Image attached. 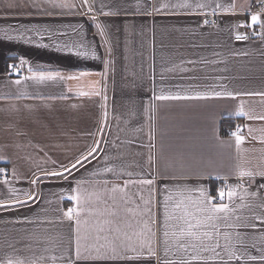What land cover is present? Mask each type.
Returning a JSON list of instances; mask_svg holds the SVG:
<instances>
[{
    "label": "crops",
    "instance_id": "obj_1",
    "mask_svg": "<svg viewBox=\"0 0 264 264\" xmlns=\"http://www.w3.org/2000/svg\"><path fill=\"white\" fill-rule=\"evenodd\" d=\"M9 2L0 0V264H264V120L254 118L264 116V2ZM10 62L31 71L7 76ZM224 119L240 126V144ZM218 189L230 211L197 230L211 238L182 236V208L195 213ZM77 194L88 205L79 225L63 215ZM78 235L119 247L77 259Z\"/></svg>",
    "mask_w": 264,
    "mask_h": 264
},
{
    "label": "snow or ice",
    "instance_id": "obj_2",
    "mask_svg": "<svg viewBox=\"0 0 264 264\" xmlns=\"http://www.w3.org/2000/svg\"><path fill=\"white\" fill-rule=\"evenodd\" d=\"M262 2H264V0H262ZM84 3H87V0H84ZM8 7H17L18 5L14 2V0H11V2L8 3L7 5ZM202 7V5H199ZM218 7H222V5H217ZM234 7V5H233ZM251 20L252 22H256L258 20V14H253L251 16ZM205 23H208V21H205ZM237 40H241L244 39V37L237 35L236 37ZM31 71V69H29ZM39 78L41 80L48 78L51 79V75L49 74V76L45 77L44 73H40ZM17 83H19V81H17ZM83 94V93H82ZM216 95H220L219 93H216ZM228 95H231V93H228ZM249 95H252V93H249ZM258 95H262L264 96V93H258ZM169 97H165V96H161L159 97V99L163 100V99H168ZM254 118H258V119H262L264 120V116L262 117H254ZM233 136H235L236 139V143L240 144L243 141V137L240 135H237L235 132L232 133ZM98 150V147H94L91 149V151L88 153V156H82L80 159L76 160V163L74 165L71 166L72 169H75L77 165H80L82 161L87 160L88 157L93 156L94 153H96ZM71 169L69 168H65L63 170V172H59V173H49L48 175H52V176H64L65 173L70 172ZM258 175L264 176V172L258 173ZM67 178V177H65ZM36 181H33V183H35ZM142 183L147 184V185H151L152 181L150 180H146L143 181ZM264 187V186H262ZM118 188V185H113L112 186V191L115 192ZM73 192H78V189H73ZM219 196L222 198L224 195V191L223 189H218L217 190ZM252 195H256V193H253ZM229 197L233 196V193L231 191H229L228 193ZM33 197L32 196H28V200H32ZM72 201L76 202V207H69L65 212H64V217H66L69 221H71L73 219V217L76 218V224L79 225L80 224V215L81 213L85 212L88 210V205H87V199L80 194L77 195H73L70 198ZM193 207H195V213H193L192 211L189 210L188 206H184L182 208L183 211V215L181 217H178V221H181L183 223L187 224V230L185 231L183 228H181L180 230V234L182 236L186 235L188 237H191L193 239H201L202 237H208L211 238L212 233L209 232H203V233H198V229L202 226V224L204 223V221H212V220H216V219H220V217L217 215L219 213H225L227 214L230 209L229 206L223 202L220 203H215L213 201V198L210 196H205V199L203 201H197L194 202ZM174 207L176 208H181V204H176L174 205ZM151 215V213H150ZM189 217L196 219V224H193L191 222V219H188ZM225 219H227V216L225 215V217H223ZM151 223H154L155 221L150 220ZM216 235L219 236L220 233L219 231L216 232ZM165 236H167V233H165ZM118 241V237L116 238ZM96 247V250L99 252L100 249L102 248H107V247H111V250L113 252H116L118 247H119V243L116 242H109L106 244H101L98 247L96 245H90V244H81V238L78 235L77 236V242H76V250H75V255L77 257V259L81 258L82 256V252H88L90 251L91 248ZM181 247H183V245H181ZM215 247H220L219 243H217L215 245ZM130 250L135 251L134 248H131ZM212 251L215 253V248L212 249ZM148 254L149 256H155L156 252L153 250V248L151 247V241L149 240L148 242ZM216 255H219L218 253H215ZM231 258V257H230ZM251 259H255V257H250ZM193 260L198 259L197 256H193L192 257ZM260 259H264V257H260ZM7 264H14V262L12 260H8ZM15 264H20L19 261L15 262ZM67 264H72L71 260H69L67 262ZM169 264H172V262H169ZM180 264H187L186 261H180Z\"/></svg>",
    "mask_w": 264,
    "mask_h": 264
},
{
    "label": "built area",
    "instance_id": "obj_3",
    "mask_svg": "<svg viewBox=\"0 0 264 264\" xmlns=\"http://www.w3.org/2000/svg\"><path fill=\"white\" fill-rule=\"evenodd\" d=\"M264 9V6L262 4H257L255 6V11H262ZM208 23H205L206 25H215L218 23V19L212 18L206 20ZM256 27L254 25H251L247 28L245 35L249 39H253L257 37ZM29 69L26 65L19 64L17 62H10L6 69V75L14 78H24L28 75ZM241 131V128L239 125H237L235 128L227 129L226 134L232 135L233 132L236 134H239ZM8 168L6 166L0 167V181H6L8 179ZM222 198L219 196L218 192L216 191V195L214 197V202H220Z\"/></svg>",
    "mask_w": 264,
    "mask_h": 264
},
{
    "label": "trees",
    "instance_id": "obj_4",
    "mask_svg": "<svg viewBox=\"0 0 264 264\" xmlns=\"http://www.w3.org/2000/svg\"><path fill=\"white\" fill-rule=\"evenodd\" d=\"M231 123L232 122H230L229 119H224V121L222 122V128L225 129V131H226L227 128L228 129H232L233 126H232ZM225 131H224V133H226Z\"/></svg>",
    "mask_w": 264,
    "mask_h": 264
}]
</instances>
